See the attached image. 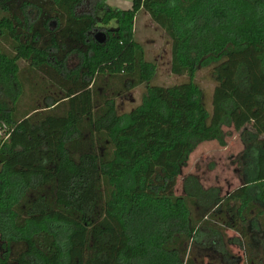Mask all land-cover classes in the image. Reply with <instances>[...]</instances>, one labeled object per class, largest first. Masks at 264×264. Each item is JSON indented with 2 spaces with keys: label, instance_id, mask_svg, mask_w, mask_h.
<instances>
[{
  "label": "trees",
  "instance_id": "obj_1",
  "mask_svg": "<svg viewBox=\"0 0 264 264\" xmlns=\"http://www.w3.org/2000/svg\"><path fill=\"white\" fill-rule=\"evenodd\" d=\"M98 10L103 22L118 23L104 43L92 37ZM141 11L171 38V70L188 80L151 85L120 114L98 79H121L126 90L153 78L155 65L134 38ZM254 46L264 50V0H133L129 10L105 0H0V125L11 130L0 144V264H195L194 250L228 258L240 240L225 232L232 215L220 188L194 174L183 180L184 195L175 188L201 143L226 144L224 127L241 109L233 95L222 99L214 123L199 71L212 68L215 79L216 67ZM73 54L79 62L70 68ZM22 60L36 77L37 103L21 104ZM54 82L56 94L46 88ZM234 83L264 134V96L254 93L247 63ZM258 134L242 131L244 184L230 194L239 231L253 222L264 231ZM41 234L52 237L51 254L39 247ZM249 241L248 264H264Z\"/></svg>",
  "mask_w": 264,
  "mask_h": 264
},
{
  "label": "rangeland",
  "instance_id": "obj_2",
  "mask_svg": "<svg viewBox=\"0 0 264 264\" xmlns=\"http://www.w3.org/2000/svg\"><path fill=\"white\" fill-rule=\"evenodd\" d=\"M106 3L114 9L129 10L132 8L133 0H105ZM88 9L82 6L80 10ZM92 11V10H91ZM102 10L97 11V27L92 33V37L96 40V34L104 33L108 37L111 30L118 27L116 20L105 23L102 21ZM134 38L139 42L145 53L146 61L155 65V74L150 82L141 84L133 89H122L125 82L118 78H110L101 76L98 79L99 90H107L110 94H116L117 109L120 114L128 113L138 107L149 86L161 85L172 86L184 83L188 80L186 75H175L172 70V40L163 28L157 25L145 11H141L135 18ZM264 50L261 46L251 47L244 53L229 56L226 62L218 67L217 76L211 75L212 68L199 71L197 82L203 91V98L207 109L212 113V120L218 124L222 112L219 108V102L233 95L239 102L241 109L233 116V123L229 127H224L226 132V144L221 145L218 141H206L201 143L188 157L186 164L182 167L181 175L175 188V193L179 196L184 195L183 180L190 174L197 175L205 188L219 187L222 196L226 197L229 202V211L232 220L226 226V234L228 237H234L240 240L239 244H231V253L228 258L217 256L206 251L195 252V264H248L247 249L245 241L249 238V246L251 254L259 257L264 262V231L259 222L244 225L242 231L238 230L241 226L238 216L236 215V207L233 199L230 197L238 187L244 184V176L242 175L243 167L241 164L244 159L246 145L242 138V131L249 129L259 133L257 143L264 146V134L257 127L255 122L246 112V105L250 102V97L241 94L235 87L234 79L237 66L240 62H245L251 68L253 81V91L256 94L264 96V75L260 70V56ZM79 58L73 54L68 61V67H74L78 64ZM22 78L25 82V94L21 104L27 101L34 103L41 101V98L31 90L32 81L36 77L28 71L26 61H20ZM28 76V77H27ZM36 82V81H35ZM47 84L46 88L51 89L52 94H56V86ZM34 96V97H33ZM31 98V99H30ZM30 99V100H29ZM261 162V178H264V157H260ZM243 225V224H242ZM52 237L48 234H41L38 237V245L46 253L51 254ZM4 240L0 234V255L4 252ZM237 259V262L234 261Z\"/></svg>",
  "mask_w": 264,
  "mask_h": 264
},
{
  "label": "built area",
  "instance_id": "obj_3",
  "mask_svg": "<svg viewBox=\"0 0 264 264\" xmlns=\"http://www.w3.org/2000/svg\"><path fill=\"white\" fill-rule=\"evenodd\" d=\"M11 135V130L6 124L0 125V144H3L6 140L9 139Z\"/></svg>",
  "mask_w": 264,
  "mask_h": 264
},
{
  "label": "water",
  "instance_id": "obj_4",
  "mask_svg": "<svg viewBox=\"0 0 264 264\" xmlns=\"http://www.w3.org/2000/svg\"><path fill=\"white\" fill-rule=\"evenodd\" d=\"M106 39H107L106 34H104V33H98V34H96V40H97V42L104 43Z\"/></svg>",
  "mask_w": 264,
  "mask_h": 264
}]
</instances>
